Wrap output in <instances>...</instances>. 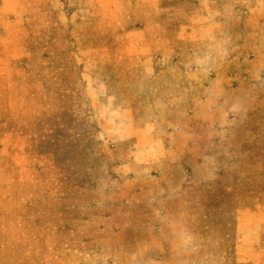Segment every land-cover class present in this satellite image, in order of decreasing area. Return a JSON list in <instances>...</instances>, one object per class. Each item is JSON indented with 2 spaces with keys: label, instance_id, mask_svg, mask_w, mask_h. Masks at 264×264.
Returning a JSON list of instances; mask_svg holds the SVG:
<instances>
[{
  "label": "rangeland",
  "instance_id": "rangeland-1",
  "mask_svg": "<svg viewBox=\"0 0 264 264\" xmlns=\"http://www.w3.org/2000/svg\"><path fill=\"white\" fill-rule=\"evenodd\" d=\"M0 264H264V0H0Z\"/></svg>",
  "mask_w": 264,
  "mask_h": 264
}]
</instances>
